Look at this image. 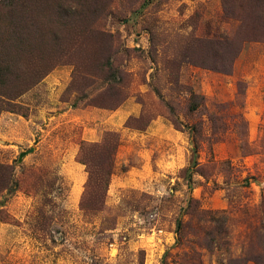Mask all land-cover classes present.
Instances as JSON below:
<instances>
[{
  "label": "rangeland",
  "instance_id": "1",
  "mask_svg": "<svg viewBox=\"0 0 264 264\" xmlns=\"http://www.w3.org/2000/svg\"><path fill=\"white\" fill-rule=\"evenodd\" d=\"M12 1L0 264H264V0Z\"/></svg>",
  "mask_w": 264,
  "mask_h": 264
},
{
  "label": "trees",
  "instance_id": "2",
  "mask_svg": "<svg viewBox=\"0 0 264 264\" xmlns=\"http://www.w3.org/2000/svg\"><path fill=\"white\" fill-rule=\"evenodd\" d=\"M1 1V0H0ZM15 2L17 3L18 1L17 0H13L12 2H11V7L13 6V5H15ZM1 5V4H0ZM5 5V4H4ZM10 7V8H11ZM15 15H13V19H12V21H14V19H15ZM18 19V17L15 19V20H17ZM20 41V43H19V45L18 46H12V51L11 52H16V51H25L26 50V48L28 47V46H23V44L25 43V44H27V42L25 41V40H23L22 38L19 40ZM33 48H34V45L32 44L31 45ZM4 49H0V90H9V86H8V81H9V78L13 75L16 79V84L15 85H19V87L18 88H15L16 90H19V92L18 93H20L21 95H22V93H24L25 91H28L29 89H31L32 88V86L34 85L33 83H35L34 81H31L30 82V80H28L27 78H26V76L24 77L25 79H23L22 78V76H23V74L21 73V71L20 72H18V69L19 68H17L16 70H12L13 68H6V67H1V63L2 62H4V57H3V54H5V53H7L8 51H7V48H5V47H3ZM22 49H25V50H22ZM36 49L37 48H35V51H36ZM4 50V51H3ZM10 52V53H11ZM9 53V54H10ZM21 76V77H20ZM28 83V84H27ZM33 84V85H32ZM2 92V91H1ZM0 97L2 98H6L3 94H1L0 93ZM1 98H0V101H1ZM9 102L8 103H10V104H12V102H10V101H13L14 99H12V98H6ZM2 102H3V99H2ZM4 102H5V100H4ZM5 110H7V108H5L4 106H0V114L3 112V111H5ZM111 176V173H109L108 174V177H110Z\"/></svg>",
  "mask_w": 264,
  "mask_h": 264
}]
</instances>
